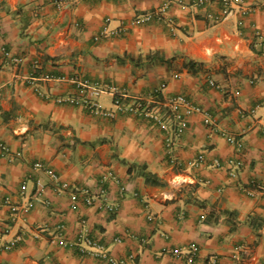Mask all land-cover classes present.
Listing matches in <instances>:
<instances>
[{"label": "crops", "instance_id": "obj_1", "mask_svg": "<svg viewBox=\"0 0 264 264\" xmlns=\"http://www.w3.org/2000/svg\"><path fill=\"white\" fill-rule=\"evenodd\" d=\"M156 9L162 19L133 22ZM219 10L220 0H0V264H111L99 250L124 264H264V0L216 20ZM75 78L99 84L102 108L116 110L120 93L162 124L67 101L84 94ZM175 95L213 123L193 113L176 133ZM253 182L262 188L248 195Z\"/></svg>", "mask_w": 264, "mask_h": 264}, {"label": "built area", "instance_id": "obj_2", "mask_svg": "<svg viewBox=\"0 0 264 264\" xmlns=\"http://www.w3.org/2000/svg\"><path fill=\"white\" fill-rule=\"evenodd\" d=\"M77 0H57L58 5H64L65 3H74ZM212 0H194L195 4H201L203 2H211ZM241 0H220V10L217 15H215V19H219L223 16H226L229 14L230 9L232 8L233 3H238ZM163 9H156V10H150L146 11L144 13H140L136 15L133 19V22L135 24H142L151 21L153 18L156 19H162V12ZM98 35L95 36V39H98ZM13 60H16L15 57H12ZM38 67V61L35 60L33 63V72ZM77 87L80 89L81 92H84V94L80 98H74L70 97L67 98V101L71 103H79L83 105L90 113L97 114L105 117H114L116 115V111H126L130 110L137 115L150 119L158 124H162L163 120L161 116L159 115L158 109H154V106H151L149 103H145L142 101H138L135 105L130 106L129 108H126L123 105V98L122 94L120 93H114L113 95V104L116 106V110L113 109H105L102 108V106L98 103V101L95 99V95H97L102 88H100L99 84L95 81H91L89 79H74ZM213 84V82L211 81ZM166 105L168 107V117L171 118L174 121L175 124V132L181 133L183 129L186 127V118L189 115H192L193 113H201L204 116V122L208 125H211L213 123V119L211 115L205 111L202 107L199 105L193 104L192 102L188 101L183 95H175L173 97H170L166 101ZM260 131L264 135V124L260 126ZM229 141L235 145L237 149H240L242 147V140L235 136L228 137ZM1 150L5 151L7 149V146L5 143H0ZM205 162V159L202 157H198L193 161V164L196 166H199ZM213 164L217 167L221 166V163L218 159H213ZM36 168H41V163H35ZM48 174L54 178L57 179V174L50 168L45 169ZM233 174V172L231 173ZM61 186L63 188L68 186L67 182H62ZM262 188V185L258 182H253L250 186V188L245 189L246 194L252 195L255 191H258ZM100 194L104 193V189H99ZM85 202L89 205L94 203V196H86ZM7 202V201H6ZM108 211L111 213H115L117 211L118 205L116 203H112L109 205H106ZM62 227V226H60ZM83 241L90 247L95 248H101V245L98 241L92 240L90 238H83ZM11 245L6 244L4 245L5 248H10ZM190 254H195L197 251V246L192 245L190 247ZM239 250V249H238ZM95 254L101 255L106 258V260L111 264H124V259H117L112 256H107V254L104 253V251H94ZM215 261V260H214ZM233 264H243L242 260L235 255V260Z\"/></svg>", "mask_w": 264, "mask_h": 264}]
</instances>
